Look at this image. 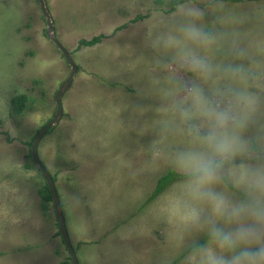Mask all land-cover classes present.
<instances>
[{"label":"rangeland","instance_id":"1","mask_svg":"<svg viewBox=\"0 0 264 264\" xmlns=\"http://www.w3.org/2000/svg\"><path fill=\"white\" fill-rule=\"evenodd\" d=\"M163 1L45 0L51 33L78 69L39 156L56 177L81 264H164L170 251L159 200L147 202L167 172L169 149L181 140L168 133V147L150 151L170 118L159 93L165 73L149 42L150 31L173 20L170 0ZM195 2L204 9L201 22L222 37L211 53L216 62L232 59L233 40L251 52L259 105L249 135L264 140V0ZM47 28L39 0H0V264H60L70 255L53 202L43 207L45 178L31 157L32 139L54 116L56 93L72 70ZM97 36L94 45L80 44ZM16 95L28 96L22 112L12 109Z\"/></svg>","mask_w":264,"mask_h":264},{"label":"clouds","instance_id":"2","mask_svg":"<svg viewBox=\"0 0 264 264\" xmlns=\"http://www.w3.org/2000/svg\"><path fill=\"white\" fill-rule=\"evenodd\" d=\"M171 15L170 26L149 32L170 113L152 155L168 147V133L181 137L167 156L173 179L156 198L158 218L169 227L164 264H264V140L249 135L259 105L252 54L233 40L232 59L216 62L211 53L222 37L201 22L195 0H180Z\"/></svg>","mask_w":264,"mask_h":264},{"label":"water","instance_id":"3","mask_svg":"<svg viewBox=\"0 0 264 264\" xmlns=\"http://www.w3.org/2000/svg\"><path fill=\"white\" fill-rule=\"evenodd\" d=\"M42 7H43V12L45 16L47 17V23H48V28L46 29V34L50 36V38L53 39V41L57 44V46L60 48L62 51L63 55L65 56L66 60L71 64L72 70L67 77V79L64 81V83L60 86L59 90L56 93L55 99H56V112L54 116L42 127V129L37 133V135L34 138V141L32 143V158L33 161L38 165V167L42 170L45 179L49 185L51 194H52V201L54 204L58 224L60 227V232L62 235V238L65 242V245L69 251V254L72 258V261L74 264H81L78 257L77 253L75 251V248L72 244V241L70 239L69 231L67 228L66 224V219H65V214L64 210L62 207L60 195L55 183V180L53 178V175L49 171L48 167L42 162L39 156V143L43 136L56 124L58 123L64 113V108H63V102H62V95L64 91L69 87V85L72 83L74 76L77 72L78 66L76 65L74 59L72 58L71 53L65 48V46L51 33V30L53 29V23L50 20V14L46 9L45 6V0H39Z\"/></svg>","mask_w":264,"mask_h":264},{"label":"trees","instance_id":"4","mask_svg":"<svg viewBox=\"0 0 264 264\" xmlns=\"http://www.w3.org/2000/svg\"><path fill=\"white\" fill-rule=\"evenodd\" d=\"M157 2L158 3H163L164 1L163 0H157ZM179 2H180V0H170L169 3H168L169 4V10L170 11H174L176 5ZM100 40H101V36L94 37V38H92L90 40L81 39L80 40V44H83V45L84 44L85 45H94V44L100 42ZM28 100H29L28 96H25V95H16V96L12 97L11 104H12L13 111L22 112V110H23V108L26 105V102ZM49 131H51V129ZM34 138H35V136L33 137L32 141L34 140ZM31 157H32V152H31ZM40 171L42 172L41 169H40ZM42 175L44 176L43 172H42ZM44 178H45V176H44ZM53 178L56 181V177L53 176ZM172 179H173V177L168 172H165L164 174H162L158 178L157 184H156L154 190L152 191V193L150 194L147 202L152 201L153 199H155L157 197V195L172 181ZM39 194L42 197L44 209H47L48 208V205H47L48 202L52 201L53 199H52V194H51V191H50V188H49V185H48L46 179H45L44 185L41 186L40 189H39ZM60 234H61V232H60ZM60 264H74V263L72 261L71 256L69 255V258L63 260Z\"/></svg>","mask_w":264,"mask_h":264}]
</instances>
